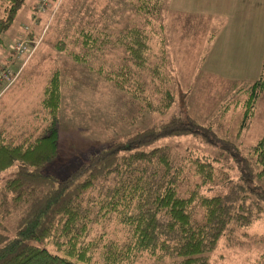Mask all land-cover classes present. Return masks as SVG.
Here are the masks:
<instances>
[{
    "label": "trees",
    "instance_id": "trees-1",
    "mask_svg": "<svg viewBox=\"0 0 264 264\" xmlns=\"http://www.w3.org/2000/svg\"><path fill=\"white\" fill-rule=\"evenodd\" d=\"M0 2L1 44V35L25 0ZM55 47L60 52L65 43L59 41ZM128 55L132 60L133 55ZM129 78L121 81V77L109 76L104 80L140 101L142 108L130 120L134 125L144 110L154 109L147 99L130 91L126 85ZM263 89L264 53L257 80L237 89V94L246 97L234 140L219 136L212 125L202 124L187 111L178 112L166 122L135 130L92 152L86 162L83 157L66 177L59 178L43 173L59 155L60 91L59 75L54 72L44 101L42 134H33L19 144L0 141V173L15 166L14 173L0 185V264H88L90 248L87 251L79 241L92 221L109 215H115L127 229L129 239L118 252L104 254L108 264H130L143 254L158 262L208 264L220 239L228 238L235 227L251 225L264 213V136L246 148L236 143ZM165 98L172 96L167 93ZM186 136L199 138L232 158L237 180L226 193H201L214 184L211 162L198 158L184 161L174 157L170 146L156 144L162 138ZM186 167L192 168L198 182L181 196L178 184ZM196 208L201 211L199 219ZM11 218L15 220L9 225ZM49 243L56 252L49 250Z\"/></svg>",
    "mask_w": 264,
    "mask_h": 264
},
{
    "label": "rangeland",
    "instance_id": "rangeland-1",
    "mask_svg": "<svg viewBox=\"0 0 264 264\" xmlns=\"http://www.w3.org/2000/svg\"><path fill=\"white\" fill-rule=\"evenodd\" d=\"M167 1L85 0L68 51L74 54L83 67L90 69L106 84L109 83L104 80L105 77H121L122 81L130 76L126 84L131 87L130 91L147 99L152 105L153 111L144 110L145 113H142L134 125L129 124L127 134L117 135L116 139L154 123L166 122L172 115L187 111L202 124L212 125L219 136L234 140L246 97L244 93L237 94V89L244 84L222 81L202 71V62L211 52L212 43L209 44V40L221 22L170 11ZM57 2L58 0H52L44 18ZM27 4L28 0H25L24 6ZM1 11L0 2V16ZM16 20L17 18L1 35L0 72L9 68L7 71L13 74L21 60L14 58L10 49L19 34H23ZM65 49L66 47L62 51ZM129 52L134 59H130ZM5 82L0 80V89ZM79 87L80 85L78 89ZM118 91L133 99L127 93ZM86 93L81 92V95H91ZM167 93L172 96L171 99L165 98ZM134 101L136 106L142 108L140 101ZM98 108L104 111L105 118L113 113L115 103L105 98L98 103ZM238 136L236 143L240 148L254 145L264 136V89L255 102L252 117ZM156 144L170 146L174 157L183 158L184 161L198 158L214 165V184L201 191L206 196L226 193L237 180L232 158L199 138L169 137L159 139ZM69 150L71 153L75 152V149ZM86 155H91V151L80 155L81 159L76 164L73 161L66 163L59 158L54 159L43 168V173L64 178L82 163L83 157L85 162L89 159L90 156ZM14 170L15 166L0 173V185ZM197 182L192 168L186 167L183 181L178 184V192L185 196ZM200 215L201 211L196 208V218L199 219ZM14 220L15 218H11L9 225ZM128 239L127 229L117 222L115 215H109L92 221L79 245L87 251L90 248L91 259L88 264H108L104 254L118 252ZM48 246L49 250L56 252L51 243ZM130 264L171 263L168 260L158 262L143 254ZM208 264H264V213L251 225L235 227L228 238L220 239L209 256Z\"/></svg>",
    "mask_w": 264,
    "mask_h": 264
},
{
    "label": "crops",
    "instance_id": "crops-1",
    "mask_svg": "<svg viewBox=\"0 0 264 264\" xmlns=\"http://www.w3.org/2000/svg\"><path fill=\"white\" fill-rule=\"evenodd\" d=\"M36 2L28 0L15 16L23 32L17 39L33 43L13 77L0 89V141L19 144L33 134H42L45 96L54 72H58V158L76 164L80 155L102 150L117 135L127 134L130 120L140 108L68 51L85 0H58L45 18L48 10L36 13ZM167 7L179 14L221 22L211 52L202 62L203 72L230 83L257 80L264 53V0H168ZM59 40L65 42V51L56 50ZM81 92L91 95L82 96ZM105 98L115 103V110L104 118L98 103Z\"/></svg>",
    "mask_w": 264,
    "mask_h": 264
},
{
    "label": "built area",
    "instance_id": "built-area-1",
    "mask_svg": "<svg viewBox=\"0 0 264 264\" xmlns=\"http://www.w3.org/2000/svg\"><path fill=\"white\" fill-rule=\"evenodd\" d=\"M51 0H37L35 5V12L38 14L45 13L51 7ZM24 30H28L24 27ZM32 41L28 39H16L11 45L10 49L13 56L17 59L26 57L32 49ZM11 73L7 70L0 72V80L9 82Z\"/></svg>",
    "mask_w": 264,
    "mask_h": 264
}]
</instances>
